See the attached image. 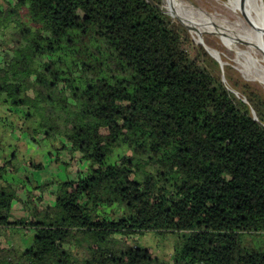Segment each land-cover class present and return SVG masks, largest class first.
<instances>
[{
    "label": "trees",
    "instance_id": "16d2710c",
    "mask_svg": "<svg viewBox=\"0 0 264 264\" xmlns=\"http://www.w3.org/2000/svg\"><path fill=\"white\" fill-rule=\"evenodd\" d=\"M217 68L162 0H0V126L82 165L34 182L0 148V264H163L147 232L173 264H264V99Z\"/></svg>",
    "mask_w": 264,
    "mask_h": 264
},
{
    "label": "rangeland",
    "instance_id": "374dc122",
    "mask_svg": "<svg viewBox=\"0 0 264 264\" xmlns=\"http://www.w3.org/2000/svg\"><path fill=\"white\" fill-rule=\"evenodd\" d=\"M168 4L169 2L167 0H162L164 12L172 20L182 24L189 34L191 43H193L194 46H201L209 58L216 62L218 68L215 69L214 74L221 78L223 85L230 93L237 99L246 102L245 95L243 94V88L246 85L248 89L256 92L264 99L263 56L251 44L234 36V34L242 36L246 33L243 30V26L238 24V22H241L240 16L229 13L230 10L227 7V0H173L172 4H174L176 8L171 7L172 4ZM2 7L4 8L3 4ZM25 13L26 11L22 10L21 15L24 16ZM183 18L201 24L199 37L185 24ZM235 25L240 26L241 29L237 32L232 30L234 34H226V32H230V26L236 27ZM221 30H223L222 32L224 33H222ZM204 45L209 46L219 54L221 63L210 56ZM208 65L213 68L212 63ZM3 133L7 138L8 132L6 129ZM0 140H3L2 134ZM34 141L35 142H32L31 139L27 138L26 133H19V131L14 129L10 146L11 151H4V154L8 156L16 146L15 153L17 156L34 159L27 161V163L36 162L42 165L41 169H29L26 171L28 167L25 169L24 166L22 167L20 165L21 163L15 161L14 165L17 163L21 174L22 170L25 171V175L27 172V176L34 182L69 180L76 176L79 167H82V165L79 162H76L77 165L75 163H66L67 150L70 148L68 145L66 146V150H63V152L59 151L57 156L54 155L51 157L50 154L53 151L51 150V145H53L51 141L46 139L40 142L39 138ZM0 144H2V142H0ZM17 146H20V148L17 149ZM1 156H3V154H1ZM36 194H38V192H36ZM104 210L107 211L104 212V215L107 217H111L115 214L109 208H104ZM18 234L19 233L16 234L18 237H24L23 242L20 244L18 243L20 247L30 244L32 237H28V235L23 236V233L20 235ZM249 237H251L250 241L252 244L264 245V234L251 235ZM128 239L131 244H137L138 246L147 248L153 256L163 262V264H173V256L180 247V243L177 241V237L174 233L147 232L143 235H133Z\"/></svg>",
    "mask_w": 264,
    "mask_h": 264
},
{
    "label": "bare ground",
    "instance_id": "6f19581e",
    "mask_svg": "<svg viewBox=\"0 0 264 264\" xmlns=\"http://www.w3.org/2000/svg\"><path fill=\"white\" fill-rule=\"evenodd\" d=\"M167 1L169 2L168 5H171L173 0H167ZM171 7H175L174 4H172ZM227 7L230 10L229 13L237 14L238 16H240L241 22H238V24L240 26H243L244 28L243 30L245 31L246 34L241 36V35H235L233 33V31L237 32L241 29V27L238 25H235L236 27L230 26V29H229L230 32H226V34L229 33L230 35L233 33L235 37H238L244 40L245 42L251 44L256 50H258L262 54L263 56L262 61H264V4H263V0H227ZM184 21H185V24L190 29H192L196 33V35H198L199 37L201 24L195 23L189 20H185V19ZM222 31L223 30H221V32ZM204 47L206 51L210 54V56H212L215 60L220 62V56L215 50H213L212 48L206 45H204Z\"/></svg>",
    "mask_w": 264,
    "mask_h": 264
},
{
    "label": "crops",
    "instance_id": "0c3cea01",
    "mask_svg": "<svg viewBox=\"0 0 264 264\" xmlns=\"http://www.w3.org/2000/svg\"><path fill=\"white\" fill-rule=\"evenodd\" d=\"M7 130V132H8V137L6 138L5 137V135H4V133H3V131L4 130ZM1 134H2V136H3V140H0V142H2V144H0V148H1V150L4 152V151H6V150H8V152L9 151H11V148H10V146H11V139H12V135H13V132L11 131V129H9V128H3V127H1L0 126V136H1ZM7 143V144H6ZM13 145V144H12ZM11 153V152H10ZM0 159H1V156H0ZM28 160H34V159H26V161H28ZM36 163V162H35ZM12 164L14 165L15 164V161H13L12 162ZM28 237H31V234H28ZM22 240H24V237H22L20 240H19V244L22 242Z\"/></svg>",
    "mask_w": 264,
    "mask_h": 264
}]
</instances>
